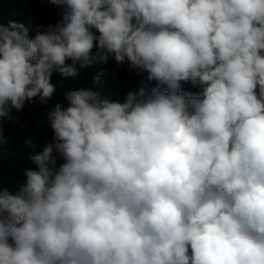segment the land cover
<instances>
[{
	"label": "clouds",
	"instance_id": "obj_1",
	"mask_svg": "<svg viewBox=\"0 0 264 264\" xmlns=\"http://www.w3.org/2000/svg\"><path fill=\"white\" fill-rule=\"evenodd\" d=\"M50 3L54 25L0 23V118L46 106L77 65L155 87L47 109L52 142L26 138L35 167L0 182V264H264V0Z\"/></svg>",
	"mask_w": 264,
	"mask_h": 264
},
{
	"label": "trees",
	"instance_id": "obj_2",
	"mask_svg": "<svg viewBox=\"0 0 264 264\" xmlns=\"http://www.w3.org/2000/svg\"><path fill=\"white\" fill-rule=\"evenodd\" d=\"M64 9L53 5L50 0H0V23L5 25L9 21L29 23L32 20V27L36 25L56 24L61 21ZM95 48L93 49V54ZM67 63H72L67 61ZM79 75L75 78H63L54 72L51 76V83L56 86V92L46 106L39 103L38 98L32 103L33 111L20 117L12 115L9 120L2 121L0 126L4 129V136L8 143L0 146V182L10 187L13 192L17 191V182H23L26 178L22 175L26 167H35L28 160L31 150L24 144L28 137L35 139V153L43 151L44 147L52 142L53 132L47 120V109L53 107L57 102H62L64 94L71 90L91 89L99 91L101 98L112 100L122 99L129 91L138 90L144 84L147 89L155 87V81L147 82V73L137 74L130 70L125 64L118 67L114 60L109 59L105 64L95 63L90 67L79 69ZM101 83L94 84V78L100 74ZM183 91L191 94L201 93L199 87L184 84ZM62 160L57 158V166Z\"/></svg>",
	"mask_w": 264,
	"mask_h": 264
},
{
	"label": "rangeland",
	"instance_id": "obj_3",
	"mask_svg": "<svg viewBox=\"0 0 264 264\" xmlns=\"http://www.w3.org/2000/svg\"><path fill=\"white\" fill-rule=\"evenodd\" d=\"M32 111H33L32 103H25V106L20 111H17L16 109H12L11 113H10V117L12 115H15L16 117H20V116L25 115V114L32 112ZM9 119L10 118H0V125L2 124V121L4 122V121L9 120Z\"/></svg>",
	"mask_w": 264,
	"mask_h": 264
}]
</instances>
